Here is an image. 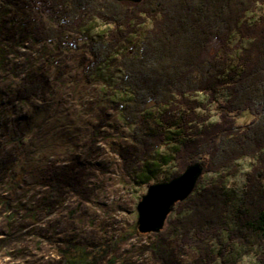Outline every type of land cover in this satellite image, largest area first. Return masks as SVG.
<instances>
[{"label": "rangeland", "instance_id": "obj_1", "mask_svg": "<svg viewBox=\"0 0 264 264\" xmlns=\"http://www.w3.org/2000/svg\"><path fill=\"white\" fill-rule=\"evenodd\" d=\"M66 12L53 14L37 0H0V264H194L196 252L177 233L163 235L176 206L161 232L138 231L142 196L149 186L169 181L177 167L174 162L162 166L149 185L127 170L137 148L121 114L129 94L114 89L122 71L114 62L89 72L93 58L85 37H102L108 26L90 21L64 43L37 37L38 19L58 27ZM260 16L264 4L248 19ZM150 25L142 24L113 58L136 49ZM247 44L237 33L231 36L232 63ZM31 85L39 86L38 93L27 96ZM226 98L221 91L210 105L209 123L218 121L216 106ZM251 120L244 113L238 124ZM172 152L165 145L148 163ZM253 164L248 158L238 161L237 174L228 177L234 206L242 200ZM233 249L225 256L228 262L261 263L256 245L248 253Z\"/></svg>", "mask_w": 264, "mask_h": 264}, {"label": "trees", "instance_id": "obj_2", "mask_svg": "<svg viewBox=\"0 0 264 264\" xmlns=\"http://www.w3.org/2000/svg\"><path fill=\"white\" fill-rule=\"evenodd\" d=\"M37 2L53 14L67 9L61 26L49 27L37 20V37L44 41L64 43L69 34L79 33L93 20L108 26L102 37H85L93 58L89 72L114 62L122 71L114 89L129 94L121 114L133 129L137 148L127 170L137 172L140 183L149 185L170 162L177 170L169 180L190 164L204 165L193 194L176 205L164 237L177 233L181 243L196 252L194 264H238L225 256L234 246L248 253L255 245L256 257L264 264V16L248 19L264 0ZM147 21L151 25L136 49L113 58ZM235 33L248 44L232 63L230 40ZM38 89L31 85L25 93L35 95ZM221 91L227 98L217 104L219 119L211 124L210 105ZM199 96H205L206 102ZM244 113L252 120L238 124ZM165 145L172 146L173 154L150 165L148 160ZM246 158L254 164L242 200L234 206L226 184L229 176L237 174V162ZM206 174L215 178L206 180Z\"/></svg>", "mask_w": 264, "mask_h": 264}, {"label": "water", "instance_id": "obj_3", "mask_svg": "<svg viewBox=\"0 0 264 264\" xmlns=\"http://www.w3.org/2000/svg\"><path fill=\"white\" fill-rule=\"evenodd\" d=\"M113 1L139 4L143 0ZM203 171L202 163H193L169 181L149 186L137 205L138 231L143 234L161 232L176 204L187 200L192 194Z\"/></svg>", "mask_w": 264, "mask_h": 264}]
</instances>
